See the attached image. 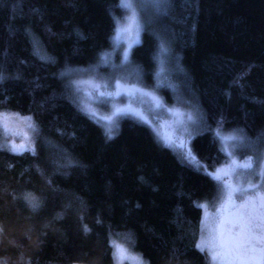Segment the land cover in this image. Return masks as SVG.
Listing matches in <instances>:
<instances>
[{
  "label": "trees",
  "instance_id": "obj_1",
  "mask_svg": "<svg viewBox=\"0 0 264 264\" xmlns=\"http://www.w3.org/2000/svg\"><path fill=\"white\" fill-rule=\"evenodd\" d=\"M119 2L0 0V111L31 116L38 129L35 155L0 146V264H114L116 233L131 234L129 249L148 264H210L195 247L204 217L197 204L217 197L208 173L226 156L209 129L223 121L264 147V0H161L142 10L125 69L139 67L149 87L159 44L170 50V83L207 125L190 143L200 171L130 117L108 139L60 73L113 51ZM160 91L174 101L171 89Z\"/></svg>",
  "mask_w": 264,
  "mask_h": 264
},
{
  "label": "snow or ice",
  "instance_id": "obj_2",
  "mask_svg": "<svg viewBox=\"0 0 264 264\" xmlns=\"http://www.w3.org/2000/svg\"><path fill=\"white\" fill-rule=\"evenodd\" d=\"M156 6H160V0H155ZM146 5L143 0H120L117 7L126 10L128 13L124 17H116L113 15L114 35L111 37L114 45L119 47L123 40L127 47L123 49V59L119 65L111 63V58L114 54L115 48L112 52H102L98 56V63L90 69H72L66 68L60 73L61 78H69L67 87L75 91L80 90V85L90 84L99 94V97H119L121 94H126L129 97L139 95L140 97H147L148 101L155 108L165 107L162 98H160L155 90H148L140 86L142 83L141 70L136 67L129 73V76L136 75L137 83L128 84L126 81L128 77H120L115 79L114 91H107L108 81L101 79L96 82L95 73L103 66H111L113 71L122 70L132 64L131 50L133 45L140 43V33L144 30L142 23V10ZM169 56V49L163 42L159 44V49L154 59L157 61V69L154 73L156 77V88H159L163 79H167L168 68L167 57ZM46 62H54L52 58L47 56H40ZM93 73L88 81L79 79H71L72 76L83 73ZM3 79V77H0ZM169 87H175L169 84ZM105 89V90H101ZM88 95L91 97L92 93ZM174 117L175 123L182 129L180 136L174 138V133H166L162 139L164 146L175 148L178 146L184 150V159L194 167L196 171L201 170V165L197 161V157L192 152L190 141L194 138L188 132V125L196 122V117L193 112H181L176 108L167 109ZM81 111L85 112L90 119L100 123L101 120L106 121L102 126L105 128V135L111 139L115 134V128L118 127L116 123L117 117L131 115L136 118L138 122L148 124L153 127V131L157 132L158 138L160 134L158 129L151 124L148 117L139 108L132 107L131 104L124 107L113 104V111L111 115L102 116L97 119L96 110L87 103H83ZM186 117V119H185ZM23 124L33 132L38 131L36 125L32 122V117H22L18 113H0V129L5 135L9 133L13 135L21 134L16 129V125ZM213 132L214 142L221 145L223 151L230 159L231 163L225 169H218L215 173H208L217 182H221L223 177L228 175H239V169L251 170L253 168L252 158L249 157V162L240 163L234 156V149L243 150L246 145V135L243 129L225 130L223 121L218 122L215 129H209ZM184 133H187V139H184ZM233 149V150H230ZM10 151L22 154L24 151H30L35 155V148L32 144L31 138L24 134V142L17 145L13 143ZM74 162L69 159L66 166H73ZM256 177L261 178V183L250 187H244V181L241 180L240 185H233L231 183H224V203L221 205L218 213L217 226L212 229L207 236L204 235L206 222L208 220L207 205L197 204V207L205 209V219L201 225V237L199 242L195 245L197 249L204 252L208 250L214 264H264V161L256 162ZM254 177V179L256 178ZM27 199V197H26ZM239 199L242 203L237 204ZM39 205L33 204V207ZM99 222V221H98ZM85 231H88L85 227ZM132 237L129 233H116L115 238L110 234L109 245L112 249V255L116 264H125L126 261H131L132 264H143L142 259L138 255H133L128 247L132 244Z\"/></svg>",
  "mask_w": 264,
  "mask_h": 264
},
{
  "label": "rangeland",
  "instance_id": "obj_3",
  "mask_svg": "<svg viewBox=\"0 0 264 264\" xmlns=\"http://www.w3.org/2000/svg\"><path fill=\"white\" fill-rule=\"evenodd\" d=\"M143 2L145 5H153V6L156 5L155 0H143ZM127 14L128 13L125 10V14L123 15V17ZM126 47H127V44L123 40L121 41L119 47H116L114 45V42H113L112 49L115 48L114 53L116 55L113 54V56L111 58V63L116 64V65H119L121 63V61L123 59L122 52H123V49H125ZM172 60H173V57H172V54L169 50V56L167 57V64H166V67L168 68V72L166 75L168 78L165 80L162 77L163 83L159 88H156V80L153 83V85H151L149 87L140 83V86L145 87L148 90H153V89L155 90L156 94L160 98H162V101L165 105V107H163V108H155L153 105H151L150 102H146V101H148L147 97H140L139 95H136L134 97H129L126 94H121V96L114 97V98L113 97H99L98 92L90 84H87V83L80 85V90L78 92L72 89L73 99H74L76 105L80 109H81L83 103L90 104L97 112V119H99V117H102V116L111 115V113L113 111V104L120 106V107H124L126 105L131 104L132 107L139 108L148 117V119L151 121V124L154 125L156 129H158L159 134H160V138H158L157 132L153 131V127L146 124L152 130V132L154 133L156 138L163 145H164V141H163L162 137L166 133H174V138L176 136H180L182 133L181 127L175 123L177 118L174 117L172 115V113H170L167 109L168 108H176V109H179L181 112H184V113L193 112V115L196 117V122L188 125V132L191 133V135L193 137H195L197 134L204 132L207 129V125L205 123L204 117L202 116V114L199 111V109L197 108V106L194 105L192 102L182 98L177 93L178 91L175 87L174 88L169 87V84H171L170 80L172 79V70H173ZM103 67L107 68L110 71V74H107V73H109V71L107 73H106V71L101 72L100 68H102V67H100L98 69V72L95 73V76H96V82H100L102 78L104 80L108 81V87L106 89L107 91H114L115 90L114 83H115L116 78L128 77V79L126 81H122V82H126L128 84L137 83V80H135L134 77H132V75L129 76L130 71L128 69L113 71L111 66H103ZM90 68H88V69H90ZM92 75H93V73L83 72V73H79V74L74 75L73 79L88 81ZM162 88H169L172 90V96H173L174 101L169 102L162 95V93L160 91V90H162ZM101 90H105V89H101ZM89 92L92 93L91 97L88 95ZM0 113H16V112L0 111ZM20 116H22V115H20ZM22 117H24V116H22ZM125 117H130V118L138 121L136 118H133L131 115H126V116L116 118L117 125H118L119 121ZM185 119H186V117H185ZM105 123H106V121L101 120L99 124H101V126H102ZM15 127H16L17 131H19L21 134L13 135V134L9 133L8 135H5L3 130L0 129V146L1 147L8 148L10 150L11 145L13 143L19 145V144L24 142V134H27L30 137L31 131H32L31 129L27 128L23 124L16 125ZM116 129H117V127L115 128V131H116ZM183 135H184V139H187L188 134L184 133ZM190 143H191V141H190ZM246 145L247 146L243 150H241V149H234L233 150L231 148H230V150L234 151V156L236 159L239 160L240 163L249 162V157H251L252 158L251 162L253 163V168L251 170L239 169L238 170L239 175H228L226 177H223L222 181L218 182L219 191H218L217 197L212 201L208 200V201H205L202 203V204L207 205L206 211L208 214V220L206 222V227H205V231H204L205 236H207L209 234V232L217 226L218 219H219L218 213L220 212L221 205L224 203V200H225L224 188H223L224 183H231L233 185L239 186L241 180H243L244 181V184H243L244 187H250V186H254L256 184L261 183V178L256 177V172H257L256 162L264 161V147L259 146L257 142H254L247 137H246ZM170 149H172L176 153V155L178 157H180L182 160H185L183 149H180L178 146L175 148V150L173 148H170ZM225 156H226L225 161L216 170L225 169L228 165H230L231 159L226 154H225ZM185 161H187V160H185ZM216 170L213 173H215ZM254 177H256V178L254 179ZM27 201L32 206L34 203H36V201L34 199L29 198V197H28ZM236 203L240 204V203H242V201L237 199ZM203 212H204V217H203V221H204V219H205V209L204 208H203ZM130 251L133 255L140 256L138 253L133 252L132 250H130ZM204 252H206V254L208 255L209 260H210L209 261L210 264H214L208 250L205 249ZM140 258L142 259L143 264H148L145 260H143V258L141 256H140ZM126 263L132 264L131 261H126L125 264ZM114 264H116L115 260H114Z\"/></svg>",
  "mask_w": 264,
  "mask_h": 264
}]
</instances>
